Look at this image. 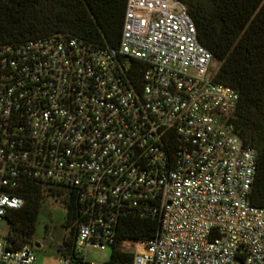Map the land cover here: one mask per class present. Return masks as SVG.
<instances>
[{
    "label": "built area",
    "instance_id": "obj_1",
    "mask_svg": "<svg viewBox=\"0 0 264 264\" xmlns=\"http://www.w3.org/2000/svg\"><path fill=\"white\" fill-rule=\"evenodd\" d=\"M213 62L177 0H129L117 48L64 35L1 46L0 222L33 180L81 217L58 264H102L88 251L113 245L121 219L150 214L160 232L126 240V264H264V209L249 200L257 153ZM0 264H39L36 248L0 237Z\"/></svg>",
    "mask_w": 264,
    "mask_h": 264
},
{
    "label": "trees",
    "instance_id": "obj_2",
    "mask_svg": "<svg viewBox=\"0 0 264 264\" xmlns=\"http://www.w3.org/2000/svg\"><path fill=\"white\" fill-rule=\"evenodd\" d=\"M129 0H0V47L54 35L70 36L106 47L120 44ZM192 18L200 44L219 63L214 82L240 95L233 123L244 144L257 153V175L251 204L264 209V0H177ZM133 71L142 65L131 61ZM25 206L6 220L13 250L32 245L40 209L48 196L61 197L67 209L71 238L60 256L75 253L81 222L76 202L63 191L28 180L17 193ZM159 216L130 215L121 219L106 264H126L134 254L123 250L126 240L150 242L160 232ZM33 246V245H32Z\"/></svg>",
    "mask_w": 264,
    "mask_h": 264
},
{
    "label": "rangeland",
    "instance_id": "obj_3",
    "mask_svg": "<svg viewBox=\"0 0 264 264\" xmlns=\"http://www.w3.org/2000/svg\"><path fill=\"white\" fill-rule=\"evenodd\" d=\"M67 209L61 197L48 196L43 203L38 218L36 232L32 239V245H41L36 248L38 263L60 257L56 247H65V241L71 238V227L66 226ZM10 234V225L5 219L0 222V237L5 239ZM130 246V245H128ZM127 246V247H128ZM112 248L103 250L90 249L87 253L88 260L106 264L110 261Z\"/></svg>",
    "mask_w": 264,
    "mask_h": 264
},
{
    "label": "water",
    "instance_id": "obj_4",
    "mask_svg": "<svg viewBox=\"0 0 264 264\" xmlns=\"http://www.w3.org/2000/svg\"><path fill=\"white\" fill-rule=\"evenodd\" d=\"M213 69L216 70L218 67H219V63L217 61H214L213 62V65H212ZM36 248L37 249H40L41 248V245L37 244L36 245ZM60 247H56L55 250H59Z\"/></svg>",
    "mask_w": 264,
    "mask_h": 264
},
{
    "label": "crops",
    "instance_id": "obj_5",
    "mask_svg": "<svg viewBox=\"0 0 264 264\" xmlns=\"http://www.w3.org/2000/svg\"><path fill=\"white\" fill-rule=\"evenodd\" d=\"M58 258L52 259V260H46L45 262H43L42 264H58Z\"/></svg>",
    "mask_w": 264,
    "mask_h": 264
},
{
    "label": "flooded vegetation",
    "instance_id": "obj_6",
    "mask_svg": "<svg viewBox=\"0 0 264 264\" xmlns=\"http://www.w3.org/2000/svg\"><path fill=\"white\" fill-rule=\"evenodd\" d=\"M34 246V245H33Z\"/></svg>",
    "mask_w": 264,
    "mask_h": 264
}]
</instances>
